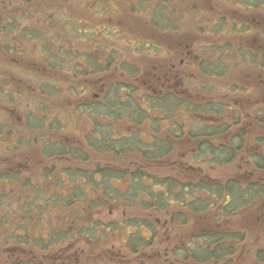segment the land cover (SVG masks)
I'll return each mask as SVG.
<instances>
[{"label":"flooded vegetation","instance_id":"obj_1","mask_svg":"<svg viewBox=\"0 0 264 264\" xmlns=\"http://www.w3.org/2000/svg\"><path fill=\"white\" fill-rule=\"evenodd\" d=\"M41 3L48 40L0 0V264H203L206 226L242 259L238 221L264 213V0Z\"/></svg>","mask_w":264,"mask_h":264},{"label":"trees","instance_id":"obj_2","mask_svg":"<svg viewBox=\"0 0 264 264\" xmlns=\"http://www.w3.org/2000/svg\"><path fill=\"white\" fill-rule=\"evenodd\" d=\"M24 2L27 3V5H31L33 6L32 10H26L23 12V10L21 11V13L19 15L16 16V20L13 19V29L17 30L20 27H22L21 25H18L20 22V20L22 19L23 24L26 28H29V26L27 25H31L30 29L32 33V36L36 37V38H44L45 40L46 37H53V31H48V29H52L53 28V24H51L52 22H54V13L52 11H48L42 8V1L43 0H22ZM16 2H18V4L21 3V0H16ZM32 11V13H31ZM33 14L30 18L29 14ZM4 17V16H3ZM14 18V16H13ZM27 18H30L29 20H27ZM45 28H48L47 31H44ZM25 29V28H24ZM27 30H24L22 32V36H29L28 33H26ZM31 36V35H30ZM49 51V50H47ZM175 106V104L173 105ZM226 183V182H225ZM225 191L222 188L220 197L221 199L226 196L229 193V187H230V183L229 181H227V183L225 184ZM223 186V185H222ZM230 195L233 194V192L235 193V190H233L230 187ZM166 204H167V198L166 196L163 195H152V209L155 206H158L160 208H166ZM212 205L208 202H205L204 204V212L207 213L208 209H210ZM194 210V213L197 212V206L195 204V207L192 209ZM179 219H181L179 217ZM183 220H185L183 218ZM217 222V221H216ZM205 232L203 233V235H201V239L203 238V254L201 255V257L203 256L202 259H200L199 261L203 262V264H207L210 262H221L223 259H221V256H224L226 254H228V252H230V249L233 251L232 249V245L226 243L227 239L229 238V234L226 232H219L217 231L216 228L213 227H205L204 228ZM233 236H244L241 234H233ZM198 237H200V235L195 236V246H197V242H198ZM226 243V244H223ZM197 257V256H195ZM264 262V260H261Z\"/></svg>","mask_w":264,"mask_h":264},{"label":"rangeland","instance_id":"obj_3","mask_svg":"<svg viewBox=\"0 0 264 264\" xmlns=\"http://www.w3.org/2000/svg\"><path fill=\"white\" fill-rule=\"evenodd\" d=\"M114 6L117 7V10H118V13H117V17L120 19V20H124V19H131V18H134L135 17V14L133 12H131V9L130 6H127V4H123V7H121V4L118 3H113ZM111 5V4H110ZM78 12L79 9H77ZM111 12V11H110ZM80 16L84 17V13H80L79 14ZM131 33V31H126V33ZM140 33L142 34H145L144 31H139ZM127 33V34H128ZM149 33V32H148ZM143 36V35H142ZM125 37V35H124ZM130 37V36H129ZM126 38V37H125ZM46 39H50V36L49 37H46ZM29 43L31 45L34 44V42L32 40H29ZM127 43V42H126ZM132 50V53L135 52L136 48H131ZM141 54H143V52H140L138 53V58L139 57L142 59V60H145V57ZM14 58H17L20 63L22 65H25V64H28V63H36L34 60L30 61V62H25L23 56H19L16 54V56H13ZM29 59H32V58H29ZM130 63L131 64H136V62L139 63V61H137L135 58H134V55L131 54V57H130ZM58 66V65H56ZM147 66V65H146ZM9 69L13 72L15 71L16 73H18L19 71V77L16 75L17 79H18V82L20 81V83L22 84V81H23V77L27 80V81H32L28 75L24 74V72H27L29 73L27 70H24V67L21 68V67H18L16 64H14L13 62H11V66H9ZM21 71V72H20ZM15 86H14V90H15ZM13 92L14 90L11 89ZM240 162H238L239 164ZM239 167V166H238ZM260 211V210H259ZM259 217L260 218H263V223H264V213L262 212V214H259L258 211H254L253 213H249L246 217H243L241 218L238 223H241L239 225L243 226V227H250L251 229L247 230V233L249 235V244L246 245V247L244 246L243 248V257L242 259L240 260H236L235 263H229V262H221V263H207V264H257L256 260H255V256H256V252L258 249H264V226H259L257 224L258 220H259ZM262 223V222H261ZM262 223V225H263ZM247 228V227H246ZM178 233H182L183 231H185V229H182V228H178L177 229ZM163 243L161 244V247H162ZM159 247V246H157ZM254 261V262H253ZM260 264H264V263H261L259 262Z\"/></svg>","mask_w":264,"mask_h":264}]
</instances>
